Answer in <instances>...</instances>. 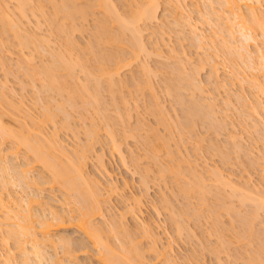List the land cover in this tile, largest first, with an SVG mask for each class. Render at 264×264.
Returning <instances> with one entry per match:
<instances>
[{
	"label": "rangeland",
	"instance_id": "374dc122",
	"mask_svg": "<svg viewBox=\"0 0 264 264\" xmlns=\"http://www.w3.org/2000/svg\"><path fill=\"white\" fill-rule=\"evenodd\" d=\"M2 1H4V0H2ZM10 1H13V2H10ZM10 1L8 2V7H11V9L13 10L12 12H14L13 14H16L15 13L16 10L14 11L13 7L16 5L17 1H15V4H13L14 0H10ZM57 1L58 0H56V2ZM59 1L61 2V0H59ZM74 1L77 3L76 8L78 6L79 10H81V8H83V6L85 5V2L87 0L86 1L85 0H74ZM93 1L94 0H92V1L90 0V2H92V3H93ZM129 1L128 0H119V1L113 0L112 2H113V4L116 3L115 5L117 7H119V8L122 7V9L125 8L128 11L129 10L128 8L131 7L129 4H132V2H129ZM208 1L209 0H206L205 8L210 10L209 8H211V7H206V6H209ZM75 2H74V4H76ZM120 2H122V3H120ZM164 2L167 5H165V6L163 5L164 6L163 8H166V9L168 8L167 10L164 9V11L165 10L167 11V12H165L166 15H168V16H166V15L165 16L168 17V19H169L170 14H168V12L169 11L170 12L175 11V8L173 10V7L175 6V4L173 6L172 5L173 2L169 3V0H166ZM187 2H190V3L185 4V5L188 4L187 5L188 9L190 8L189 10H191V8H192L195 11H196V9H194V7H196V4H194L192 2H197L198 7H200L203 3V2H201L199 5L198 2H200V1H198V0L197 1H195V0L189 1L188 0ZM35 3L36 2L33 3L34 7H35ZM57 3L59 4V2H57ZM94 3H95V1H94ZM46 4H47L46 7H50V5H48V3H46ZM119 4L120 5L124 4L125 7H123L122 5L120 6ZM36 5H37V3H36ZM193 5H195V6L193 7ZM33 6H30V4H29V7L25 6V8L27 7L26 9H31V8L33 9L34 8ZM211 6H213L212 8H214L213 10H215L217 12L219 10V12H220L221 6L219 3L218 4L213 3ZM46 7H44V10L46 12V14H45L46 17L45 16L44 17L46 18V20H45V18H43V16H42V18L40 16H38L39 25L36 24V23H38V22H36L37 17L32 18L31 14L29 12H27L28 10H25L27 12L25 15L26 16H27V14L29 15L28 17H26V19L29 18V21L31 19V23L23 24L24 28L26 27L27 29L23 28L22 31L25 30V32L29 33V34L36 32L35 36H37V34H38V38H41V36H44V37L47 36V38H49V40L52 43V44L50 43V45H53L52 50H54L55 47H56L55 49H57V51H61L62 48L64 50L66 48L65 47L66 44H65L64 40H66V39H64L65 37H63V36H66V35H64L65 33H63V35H62L61 32L57 33L55 31L53 26L57 22V19H55L56 22H53V23L49 21L52 17L51 18L49 17L50 19H48L47 14L49 15L50 12L53 11V9H52V6L50 8H47V9H46ZM203 7H204V4H203ZM122 9H119L120 13L126 14V13L130 12V11L127 12L126 10L121 12ZM132 9H133V7H132ZM188 9L185 8L186 11H188ZM33 10L35 11V9H33ZM161 10H162V7H161ZM260 10L261 11L264 10V4H262V7L260 8ZM195 11L194 12L190 11L188 13L191 16V23L196 25V26L193 25L194 27H197V30H198L197 32L198 33L203 32L205 35L206 39L204 38L203 42H205V40H206V42L202 43V44H205V45H201V46H203L202 47L203 49L201 48L202 50H200V49L196 50L197 46L195 45L196 46V48H195V46L192 45L193 42L191 40H192L193 36L192 37L190 36V38H191L190 40L185 39V41L184 40L181 41V38L183 39L184 36L180 37L179 34L177 35L175 33V31L178 32L177 30L174 31L173 29H171L169 27V25L165 24L167 21L165 22V19H163V16H164V14H163L162 17L160 16L161 19H159L158 22H155V23L154 22H151V23L147 22L148 25L147 24H146L147 26L145 25L147 29H145V27L143 26L144 24L142 25V28L144 30H147L146 32L143 31L144 34L142 37H144L143 38L144 44L148 38V35L150 36V34L153 33L151 36L152 41L149 37L150 41L148 42V40H147V42H146L147 47L145 46L146 51L149 53V55L144 57V54H143L144 52H143V53H141L142 55L140 54L141 56H139L136 59H132L129 56L130 55L129 53H131L130 51H132L131 45H130L131 42H128V39L131 35L130 32H125L126 34L123 33L125 35L121 34V32L119 30L120 28L116 25V23L113 22V23H115V24H113L112 22H110L111 19L105 18V19H108L107 20V25H108L107 33L105 34V36L103 38L104 42L100 43V46H98L99 45L98 44L97 49L99 47L100 49L101 48L104 49L105 52L107 51L108 54L110 52L112 54V57L113 58L115 57V59L120 55H126L127 57L129 56L130 61H129L128 66H125L120 70V72L118 73L119 76H113V79L116 78L115 80H113V81H116V83H117L116 86L120 85L119 87L114 86L115 89L117 88L116 90L114 89V87H112V90L108 89L109 88L107 85L108 83L107 84L105 83L107 80H105L103 78L101 79L102 81L105 80V82H100V86L102 84L104 87L103 86H101V87L103 90L104 89L105 90L101 91V88H98V89H100L99 93L102 92V93H100V99L103 100V98H104L105 99L104 101L106 102V105H107V107H105V102H104V107L106 109H105V111H102V112L98 111L97 109H94V108H96V105H94V103L92 104L93 106L92 105L91 106H85V105L81 104V102H80L81 100L79 101V99H76L78 101L75 100L76 104L75 105L73 104L74 106H72V104L69 101H66V97L64 95H61V93H57L55 91L57 93L56 94L55 92H52V90H50L51 92L46 91L47 90L46 87H45V89L43 88L42 81L39 79L42 77V75L40 77L35 76V75L34 76L32 75V77H31V75H29L30 78H34V80L30 79L28 77V73L25 69V68H27L26 64H28L29 62H31L33 60V63L31 62L28 65V68H29L32 66L34 67V65L36 63L38 64V67L39 66L41 67L42 64L47 63V62L51 63L52 60L50 59V55L48 54L49 55L48 56L46 54L49 51V49L45 52H44V50H45L44 48L43 49H40V48L37 49V46H35L37 43L35 45H33L34 47L27 46V44H28L27 43L25 46L29 47V48H20L19 41H16V38H15V40L13 39L14 36L12 35V31L10 29L9 30L4 29V31L5 30L7 31L4 33V31H2V29L4 28V24L2 25L0 23V81L5 83V86L3 85L4 90H2L3 88L1 87L2 89L0 88V92L5 93L7 95V97L10 96L8 101H11V104L12 103L14 104V107H15L14 109H20L19 111L15 110L16 111L15 112L14 109L12 108L13 107L12 106L11 107L12 109L10 110V108H8L10 104H8V107L6 106L7 105L6 103H9V102L3 101L2 103H0V112L3 115V116L2 115L1 116L3 117L4 123L6 126L5 128L7 129V127H8V129L9 128H10V130L12 129L11 131H13V132L15 131V133L22 131L21 130V122L24 120V118H26V117H24L25 115L24 116H22V115L29 113L30 118L34 119V121H36L37 124L39 123V121H41L42 133L44 132V134H47V137H50L51 134L54 132L55 134L59 135V136H56V139L60 142L62 141L61 143L62 144L64 143L63 144L64 146L67 145L66 146L67 148H69L71 150H73V149L75 150L76 147H79L76 150H80L81 148H83L84 146H87L88 144L92 145L91 148L93 147V149H91L90 154H88L89 156L86 158V166H85L84 170H85V172L87 171V173H89V175L91 173V175L94 176V177L91 176L92 178H97L100 181L99 183H101V185L99 188L101 189L100 192L102 193L101 194L102 196H100L99 199H101V200L103 199V203L101 202V204L103 206V210L107 209V214L105 211L106 216L102 217V218L95 219L94 223L98 224L99 226L101 225L102 227L107 229V228H109L108 226L110 225L111 220L113 218L116 219L117 221L119 220L118 222L122 221V223L124 224L125 230L130 232L129 234L131 237L130 236L129 237L130 238L133 237L134 242L139 243L138 245H139L140 250L143 251V254L145 253L144 254V256H145L144 260L147 262H150V264H157V263L163 264V262L165 261L164 259H166V258L171 260L172 263H170V264H250V262H252L251 260L253 259V257L255 259L259 258L257 260H259V262H261L260 264H262V262H264V251H261V250H264V249H262V245L260 242L262 239H264V235H262V234H264V232H262V231H264V222L261 223V221H264V211H262V210H264V208H261L262 210L258 211V213L260 212L259 216H256L257 214L255 215L256 219L255 218L252 219V222H254V220L255 221L257 220L256 222L258 224L255 222L254 223L250 222L251 218L249 219L250 220L249 223L254 224V228H255V229H252L251 232L253 231L256 234L253 233L254 236H252V238L254 237V239H252L251 237L249 238V236L247 237V235H249L248 233H250V231L248 232V230H247V233L244 231L245 232L244 234H247V235H244L243 234V230H244L243 228H246V227H243V226L241 227L240 222L245 221V216H249V217L253 216L254 217L253 213L255 211L254 212L252 211L255 207L254 203H253L254 206L252 205L253 209L251 206L249 209L248 206L251 204L246 205V203L243 202L244 200L243 201L241 200L242 203H240V200L237 202L236 200H238V198H236L235 194H234V196L232 194L233 198H230L231 193H229L230 191H227L228 189L226 190V188L224 187V189L226 190L225 191L222 188L223 185L219 186L218 183H216V181H214L212 179L215 182L214 183L211 180V177H208L209 175H205V174L209 173V169L217 167L220 171L222 169V172H224L225 175L227 172L233 173L234 174L232 176L233 178H236V177L240 178L242 176H239V175H242L241 173H243V178L241 180L244 179V174L247 173V174H249V176L251 174V177L249 179H251L250 181L252 182L253 185L251 184L250 187L253 186V187L259 188L262 185H264V182H262V181H264V171H262V168H264V167H261V166H264V133H261V132L258 133L259 130L257 133H255V132L247 133L246 130L244 131V128L248 127V125H249L248 123L252 119L251 115H250L251 118H249V116L245 115L248 117V119H250V121L247 123L246 120L244 119L243 125H245V123H247V126L244 127L243 125H241V126H243V127H241L239 122H241V124L243 122L239 121V119L242 120V118L240 117L239 119H235V117H237V118L239 117L237 115L234 116L236 113L235 110H234V112H235L234 114L232 111L233 109H230L231 111L230 110L227 111V115H229L228 118H225V115L220 114V115H222L221 121L223 122V126L226 123L225 125L227 127V123L229 121H230L229 123H231V122L233 123V120H234L233 125L232 126L230 125V131H234L235 133H236V131H238V133H236V136H240L239 132L242 129L244 131V132L242 131L243 132L242 134H244L246 132L244 135H241L243 140H241L242 138L239 139L241 143H244V144H241L242 146L246 145L245 151L243 150L242 155H241V152H239V154H234V152L235 153L238 152V150L236 149L232 154L231 149L233 148V150H234V146H232L231 144L232 143L235 144V141L238 140V137L236 138V140H233V142H232V140L227 139L228 141H231V144L229 143L230 146L228 144L227 145L222 144L224 141L223 136L227 135V132L225 130H220L221 132L224 131L220 135V132L216 131V129L220 128L221 126L218 127V125H217L215 127V125H213V123H212L213 121L210 122V125H209L208 124L209 122L207 123V121L202 119L203 121H205L208 124V126H209L208 127L205 122L200 120L204 116L202 112L201 113L203 116H200V115H199L200 117H198V115L196 116L199 119V122H197L196 128H194L196 124L195 125L193 124V127H190L191 129L194 128V130L191 131L194 133L190 132L191 129L188 130V128H189L188 123L190 121L188 123L184 124L185 126L188 124L186 126V127H188L187 129L185 126H183L182 122H184L186 119L184 120L182 118H185V116H183V115H186V113L183 114L184 109H182V108H186L187 102L184 105H183L184 102H182L181 106H179L180 102L183 101L184 99L182 100L180 97H178L176 94L177 91L175 93V91H173L169 87L172 83L173 84L176 83V81H177L176 77H178L177 78L178 81L180 80L179 84H183L181 87L178 88V93L181 94V92H182L181 90H179L180 88L185 89L186 91H188V93L183 92L182 95L185 94L184 95L185 97H182V98H185V100H188L189 102L192 101L190 103H194V105H196L195 101L197 98H195V97L197 96L196 94L198 93L197 92L198 90H196V92H195V90L193 89V92H195L196 96L194 95L195 97L192 99V95H191L192 92H189L192 90H188V89H190V87L192 88V86L189 87L188 83L186 85L185 79H183V78H189L188 77L189 75L195 76V74H193V73L196 71L195 70L192 71V70L194 69V67L199 65L200 59L202 57H204L203 56L204 54H205V56L206 55L211 56L212 54L217 55V62H218V65L220 67V72H223V73L225 72L224 75L221 74V77H223L225 80H226L225 76L229 75L231 73V70L234 73V71H235V69L233 68L234 65L237 64L241 69H244L243 68L244 64L246 63V61H248V59L244 57V58H241V61H244L242 59H247V60H245L244 62H241L240 58H238V55L236 56V54H235L236 52L234 51V48H232V47L230 48V50L228 49L225 51V48H223V43H221V41H222L221 38L218 39L217 37H215V38H217V39H214L216 41L215 42L216 44L214 46L210 45V43H208L209 41L207 39L208 38L212 39V36H213L212 31H211L209 25L205 23V21H204V23L202 21H200V19H199L200 17H198L199 15H197L195 13ZM102 12L103 11L99 7H94L92 12L87 16L86 19L80 18L81 16L76 15V20H74L75 22L72 20L73 21V23H72V21L69 20L70 23H72V26H73V24L75 25L74 27H71V24H69V21L64 20V21H66L65 23H67L66 27L68 28L70 34L73 32L71 34V38L73 37L72 39H75V41L78 43V44L77 43L76 44L78 45L77 47L80 49V52L82 50L90 49V48H88V46H90L93 43L95 44V42H99L102 39L101 37H103V36L100 37V35L97 38L95 37L98 35V32L100 31L97 28V26H98V21L100 19L102 20V17H103ZM176 12H177V14H175L176 17L178 15V17L180 18L181 17L180 12L179 11H176ZM176 12H174V13H176ZM162 13H164V12H162ZM78 14H80V13H78ZM186 14H187V12H186ZM186 14L182 13L183 17H185V16L187 17L188 15H186ZM36 15H37V12H36ZM122 15H124V14H122ZM13 16L15 17V15H12V17ZM18 16L20 17V15H18ZM59 16H61V15H58L57 18L59 19V21L61 23L62 19H60V18L62 16L60 18H59ZM77 17H79V18H77ZM24 18H21L22 21ZM34 18H36V19H34ZM168 19H166V20H168ZM14 20H17V18H15ZM187 20L190 22L189 16L187 17ZM59 21L57 23H59ZM24 22H26V20ZM51 25H53V26H51ZM68 25H70V26H68ZM2 26H3V28H2ZM116 26L119 29H117ZM161 26H163V27H161ZM167 26L169 27V29H167L168 31L166 30V28H168ZM70 28H72V29L74 28V31L70 30ZM161 28H165V30L163 29L164 32L161 31L162 30ZM182 28H184V27H182ZM188 28H186V29L184 28L183 32L188 30ZM97 29L99 31H97ZM157 29L159 32L157 31ZM26 30H28V31H26ZM56 30H57V28H56ZM189 30H190V28H189ZM31 31H33V32H31ZM150 31L151 32L155 31V32L151 33ZM188 31H186L185 36L189 35ZM199 31H201V32H199ZM25 32H24V34H25ZM155 33L157 36H158V33H159V35H161L160 33H162L161 37L164 35L163 33H165L166 35H164V37L167 36L168 37L167 39H169V41L166 39V42L168 41L167 42L168 44L166 45V42H164L165 45H163L164 43H162V42L160 43V41L157 40L159 36L156 38ZM186 34H188V35H186ZM253 34H254V37L256 36V38H255L256 41L257 40H258V42L262 41L261 31L259 29H257L256 32ZM39 35H40V37H39ZM116 35L118 37H120L121 39H119V41H120L119 43L117 42V44H115V45H118L117 47H112V45L114 46V44L109 43L108 40H110V42H111L112 38H110V36L115 37ZM181 35H182V33H181ZM190 35H192V34L190 33ZM234 35L237 36V37L234 36L236 38V40L240 36L237 33L236 29H235ZM98 38H101V39L98 41ZM154 38H156V40ZM188 38H189V36H188ZM194 38H193V40H195ZM226 38L229 39V37H227V36H226ZM153 39L155 41H157V43L159 41L158 45H155V41L153 43ZM239 39L242 42L244 41V38L242 39L240 37ZM239 39H238V42H239ZM129 40H131V38ZM187 40L191 41L192 43L188 42ZM37 42H40V41L38 40ZM253 42L254 41L247 43V45L248 44L251 45V47H250V45L248 46V49L252 50V51L254 50L253 45L255 46V44H256L255 42L254 43ZM178 43L181 44V46ZM196 43H197V39L195 40V44ZM243 43H246V42L244 41ZM237 44H240V43H237ZM29 45H31V44H29ZM50 45L48 46L49 48L51 47ZM159 45H162V46H159ZM219 45H220V47H219ZM247 45H245V46H247ZM42 46L44 47L45 45H42ZM241 46H240V48H241ZM21 47H23V45ZM157 47L160 48V50ZM179 47H180V49H179ZM181 47H183V51H185L186 55L191 57L192 64H191V61L188 62V61L184 60L185 56L181 52L182 51ZM238 47H239V45H238ZM242 47L244 48V46H242ZM93 48H96V46L94 47V45H93ZM93 48H92V50H93ZM169 48L170 49L172 48V51H174V53L175 52L179 53L180 56H177L174 53L172 54V52L170 51ZM175 48L176 49L178 48L181 51H179V50L175 51L174 50ZM221 48H223V50ZM79 49H78V51H79ZM104 50H102V52ZM155 50H157V51H155ZM230 51H232L231 54H230ZM75 52H77V49ZM80 52H78V53H80ZM84 52H86V51H84ZM84 52L83 53L81 52V53L84 54ZM102 52H100V53H102ZM147 52H145V53H147ZM81 53H80V56H81ZM87 54H89V53H87ZM91 54H93V53H90L89 55H91ZM181 54H182V56H181ZM233 54H234V56L232 57ZM76 55L78 56L77 53L75 54V57H76ZM105 55H107V53ZM83 56H85V55H83ZM96 56H95V58H96ZM31 57H33V58H31ZM86 57L88 58V56H86ZM86 57H83V59H84L83 61H87V60H85ZM92 57H94V56H92ZM92 57H90L88 60L91 61ZM199 57H201V58H199ZM2 58L5 60V62L3 61ZM95 58H93V59H95ZM198 58H199V60H198ZM1 59H2V61H1ZM236 59L238 61H236ZM27 60L29 62H27ZM89 61H87V64L89 63L88 67L91 65L92 62L93 63L97 62L96 64H98V62L100 60L99 61L92 60L91 63ZM181 61H182V63H181ZM41 62H42V64L39 65ZM177 62H180V64L184 65L183 66L184 71L182 69L183 67ZM1 63L6 64V66L4 65L5 67H2ZM144 63L147 65L146 70H145V68H143ZM47 64H49V63H47ZM47 64H44V65H47ZM195 64H196V66H194ZM105 65H107V64H105ZM146 65L144 67H146ZM108 66L111 67L112 65L111 66L108 65ZM6 67H7V69H9L8 67H10L9 70L12 69L11 72L9 70L5 71V70H7ZM18 68H20V69H18ZM92 68L93 67H91V69ZM148 68H149V70H148ZM174 68H177V70ZM205 68H206V66L203 67V70H201L202 68L201 69L198 68L197 71H199V69H200V72H198L199 75H196V76L199 80H201V79L203 80L205 78V76L207 75V72H206L207 69H205ZM78 69L80 70V68H78ZM78 69L75 68L74 69L75 73H73V74H76L78 77L80 75V79H81V78H83L82 73L80 71H78V72H80V74L78 75L77 74ZM204 69H205V71H204ZM39 70H40V68H39ZM147 71H149V72H147ZM182 71H183V73L185 72L186 74L182 75L183 74ZM5 72H8L9 74L6 75ZM28 72H29V70H28ZM187 73H189V75ZM173 74L176 76L175 79H174ZM225 74H227V75H225ZM180 75H182V76H180ZM186 75H188V76L186 77ZM117 77L120 79H118ZM169 77H171V78H169ZM167 78L169 79L168 81H170L172 79L170 85L166 81ZM181 79L183 80L182 83H181ZM224 79L221 78V80H224ZM227 79H229V77ZM232 79L233 78H230V81L226 80V82L227 83L231 82V84H232L234 81ZM69 80H70V78H69ZM117 81H119V82L121 81L120 84ZM123 81H124V83H123ZM165 81L168 84V86H166ZM178 81H177V83H178ZM91 82H93V81H91ZM70 83L73 85L72 80ZM122 83H123V85H122ZM234 83H235V81H234ZM234 83H233V85H235ZM93 84L91 86H93ZM143 84H145V85H143ZM0 86H2V85H0ZM186 86H188V87H186ZM229 86H230V84L228 85V87ZM168 87H169V89H168ZM243 87H244V85H243ZM247 87L248 86L246 85L243 88L244 93L246 92V89L248 90ZM118 88H119V90H118ZM165 88L167 90H170V91L172 90V93L167 94L166 93L167 90H165ZM186 88H188V89H186ZM231 88H232V85H231L230 89ZM239 89H241V88L240 87L238 88L235 85V86H233L232 90L226 91V93L228 92L227 95H226V93H224V91H225L224 89H222V90H224L223 92H221V90H220V92L218 91L220 94H218L216 92L217 94L216 93L215 94L218 96H217V101L215 100L217 102V104L215 103V105H217L218 108H220L221 106L223 107V105H221L222 104L221 99H223V97L228 96L231 93L232 94L234 93V95H230L231 96L230 98L231 99L233 97L235 98V96H236L235 91H236V94L238 95L240 93V92L238 93ZM39 90H41L42 92L39 93L38 92ZM91 90H92L91 92H93V93L98 92V90L97 91H94L93 89H91ZM112 91H113V94H112ZM239 91L242 92V90H239ZM173 92H174V94H173ZM199 92H201V91H199ZM172 94L174 96H176V98L173 97ZM189 94L191 95V97ZM199 94L202 96L204 93H202V94L199 93ZM112 95H113V97H112ZM182 95H179V96H182ZM186 95H188V96H186ZM200 95H198V96L201 97ZM249 95H250V93H249ZM37 96L38 97L40 96L39 98L41 100H39L37 98ZM43 96H45V98H47L48 100H50L48 97H51V101H50L51 103L48 104V106L51 105V107H50L51 111H53V110L55 111L54 108H56V104H59V105L62 104L63 107L68 112L67 114H69L71 117H68L67 118L68 120H66L65 115L56 109L57 115H55L54 122L52 123V122L45 121L43 118V115H42L43 110L45 108L44 106H46V104L43 101V99H45ZM205 96H207V95H203L201 97V99H203V97L206 99ZM253 96L255 98L251 96L250 100H254V99L258 100V99H256L257 96H255L254 94H253ZM86 97L88 98L87 95H86ZM188 97H189V99H186ZM199 97H198L196 102L200 101V103H201L202 100L199 99ZM177 98H180L181 101H178L179 99H177ZM262 98H264V97H261L259 102L262 101L261 100ZM121 99L124 101L121 102ZM194 99H195V101H194ZM174 100H176L178 102H176ZM235 100H237V98H235ZM206 102L209 103V100L205 101L204 104ZM252 102L255 103V101H252ZM114 103H116V104H114ZM200 103H197V104H200ZM262 103H264V101H262ZM201 104H203V102ZM3 105H5L6 107ZM115 105L117 108L119 107L118 112H119V114L121 113L119 115V116H121L120 118L115 115V113H116L115 111H117V110H115L116 108H114ZM16 106H17V108H16ZM82 106H84L85 108H83ZM197 106H195V108L197 107L196 111H198L200 109L199 107H201V105L200 106L197 105ZM237 106H240V104ZM190 107L192 108V104L190 105ZM187 108L185 110H187ZM203 108L204 107H202L201 108L202 110L200 109V111L204 112L205 109H203ZM240 108L242 110V107H240ZM113 110L115 113L113 112ZM238 110H240L239 107H238ZM192 111H193V108H192ZM196 111L194 110L193 112H196ZM105 112H107V113H105ZM118 112H117V114H118ZM181 112L183 115L181 114ZM241 112H240V115H241ZM205 113L206 112H204V114ZM243 113H242V115H243ZM225 114H226V112H225ZM104 116L107 117L108 119L105 118ZM207 116H206V118L208 120H211V119H209L210 117L208 118ZM245 116H244V118H245ZM196 117H195L196 120L194 118H192L191 121H193V120L197 121ZM247 117H246V119H247ZM223 118H225V121H223ZM17 119H19V120H17ZM27 119H25L24 122L27 121L26 123H28ZM260 119L262 121L260 122L258 120V123L261 124L262 122H264V113L261 114ZM180 120H183V121H180ZM188 120L189 119H187L186 121H188ZM219 120H220V117H219ZM200 121H202L203 127H207L208 129L202 128L201 127L202 124ZM180 122L184 128L181 125L179 126ZM199 123L201 126L198 125ZM250 124H251V122H250ZM204 125H206V126H204ZM220 125H222V123H220ZM210 126H211V128H210ZM213 126L215 127V129ZM108 127L109 128L111 127L112 129L110 128V130H113L114 133L115 132L117 133L116 137L119 141V144L121 147L120 149H121L123 157L122 156L120 157L116 152L111 151L112 150L111 146H110L111 144H109L110 139L108 138L109 136L107 137V132H106ZM212 127H213V130H212ZM91 128L92 129L94 128L95 131H97V135H96L97 137L96 136L92 137L91 135H89V136L87 135L88 130L89 129H90L89 131L92 130ZM228 128H229V125L226 129H228ZM261 128H264V127H262V124H261ZM6 129H5V132L8 130V129L7 130ZM211 130L214 132H212ZM251 131H253V130H251ZM251 131H248V132H251ZM260 131H261V129H260ZM262 131H264V130H262ZM89 133L91 134V132H89ZM213 133H215V136L218 137V138L217 137L216 138H217V141L219 140V142H217V143H220L219 146L223 145V147H225V146L228 147L227 149L225 148V150H227L229 154L226 153L227 151L224 150L225 153L222 152L224 157H222L221 151L223 148H221V146H220V149H219V147L216 148L214 146L215 144H213V142L211 141V140L216 139L214 137ZM218 133H219V135H218ZM1 134H3V133H2V130L0 129V135ZM7 136L8 135H6V137ZM44 136H46V135H44ZM211 136H213L212 139H211ZM94 138H95V140H94ZM207 139L209 142H211L213 144L214 149L211 148L212 144H210L207 141ZM222 139H223V141H222ZM220 140L222 141V143L220 142ZM228 141H226V142H228ZM84 144H87V145H84ZM209 144L211 145V147L208 146ZM13 145H14L13 140H11L9 137L6 138L5 142L3 143V147L5 149H7ZM82 145H84V146H82ZM250 145L252 146V148H251L252 150H250L252 153L250 155H247L246 152L248 150H246V148H247V146H249L247 148V149H249ZM244 146L241 147L240 150H242L244 148ZM229 147H232V148L230 149ZM208 148H210L211 150ZM215 149H219V151L221 150L220 152L217 150V152L220 153V155L215 152ZM168 151L173 152V153H171V155H170V154H168L169 153ZM5 152H6V150H5ZM18 152H19L18 156L20 157L19 158L20 160H18V161L20 163L22 161H24L26 156H28V155H29V158H31L30 154L26 153L27 155H25V150L23 148H20L18 150ZM213 152H215V153H213ZM243 153H246V156H245V154L243 156ZM228 155H230L229 156L230 158H227ZM225 156H227V157H225ZM220 157H222V159L224 158L225 160L228 159V161L226 162L223 159L224 162L222 163V160ZM22 159H24V160H22ZM228 162H230V163H228ZM188 163H190L191 165ZM195 163H197L199 166L196 167L197 165ZM102 164H104V167L101 166ZM226 164H228V165H226ZM34 165H35L34 166L35 172H38V173L40 172V175H42L45 180L48 179V177H49L48 172L41 169V167L38 164H34ZM189 165L192 166L191 169H190ZM194 166L196 167V169H198V170L195 169V171H198V172L200 171L199 173H201V175L204 173L202 175V177L210 178V180L208 178H204V179H207V180H204L205 184H208L207 185L208 188H206L208 190V192H206V194L203 197L204 198L203 201H205V203H207L206 206H204V207L200 205L199 199H201V198L198 199V196H201V195L197 196L196 195L197 193L194 194L193 192H190L191 193L190 194V193H188V191H187V194H189V195H183L179 189V186H178L182 183H187V185L188 184L190 185L194 182V181L191 182L192 181V175H191V179L189 176V174H192L191 171L193 170L192 168ZM204 166H206V167H204ZM205 168H206V170H205ZM161 170L165 171V173H164L165 174L164 177L166 176L165 178L161 177L163 175V173H161ZM203 170H205V171H203ZM207 170H208V173L206 172ZM172 171H175V173L179 172L181 174L175 175ZM198 172H196V173L199 174ZM174 175L177 177H175ZM12 176H13V174L10 173V175L8 176V180H9V178H11V180L7 184H5V186H2L1 179H0V193H2L3 196H6V194L8 195V193H12V195L14 194V196H17L19 198L24 197L25 194L22 192L23 190L17 186V183L14 179H12ZM261 176H262V180L260 179ZM5 177H7V176H5ZM143 180H145L144 181L145 183H143ZM234 180H236V182H238V179H234ZM211 183H214V185L217 186V187L216 186L214 187V188H216L215 190L220 191V189H223V192L225 193L226 197L229 194L230 196H228L227 198H229V200L232 204L229 201H226V200H228L226 197H225L226 200L222 199L223 198L222 197L221 198L222 202H224L223 200H225V202L222 203V205H224L222 207V205L220 203L221 201H220V199L218 201V198L221 197V196L219 197V195H222V196H225V195H223L222 194L223 192L220 191L219 193H221V194L218 193V195H217L218 198H217V196H213V195H216L217 192L215 190H214V193L212 192L213 186H211ZM187 185H184V186H186L185 189H187ZM189 185H188V187H189ZM180 186H182V185H180ZM184 186H182V187H184ZM210 186L212 189L210 188ZM44 187H45V190L43 191V196L45 198V201L48 200L52 204V206L55 210H59V211L68 210L69 207H71V210H72L71 213L72 214L77 213V209L79 208L78 203L76 202L77 204H75V199L73 197H70L69 200H65L66 196L64 195L65 193H64L63 188H61L57 185H55L53 187H51L50 185H45ZM112 187H114V189H112ZM185 189H183V190H185ZM17 197H15V198H17ZM163 197H164L165 202H167L168 204L172 203V205L174 207V211L172 209L173 207L172 208L167 207V208H170V210L172 209L173 213L174 212L176 213L175 214L176 217L178 215L177 213H179V214L182 213L181 215H183V217H181V215H180V219L184 220L185 216L187 217L186 220H184V221H185L186 225H188V224L190 225L191 230L187 228V227H189V225L188 226L185 225L186 226L185 227L184 226L185 223H181L183 225V228H185V229H182V233H181L182 235L178 234V235H180V236H178L176 234L175 228L173 229V226H172V225H174L173 221L171 220L172 223H170V219L173 217L172 216L170 218V214L172 215V212L164 209V207L166 206V203L165 204L163 203ZM233 199L235 200V202H233L234 201ZM137 200L140 201V211H139L137 217L133 218L126 211H127L128 207L135 206V202ZM245 200L248 201L247 199H245ZM228 204H230V205H228ZM213 205H217V207H215V206L213 207ZM167 206H169V205H167ZM210 206H212V207H210ZM226 206H228L229 208L232 206L235 209H231L232 208L231 207L230 208L231 212H233L232 210H235V211L233 213L229 214V212H228L229 209H227L228 207L226 208ZM105 207H107V208L105 209ZM210 208H212V209L214 208L212 211L218 209V211L216 210L214 212H215V214H218V216L216 215L217 217H219L218 221L219 220L221 221V222H218L219 224L218 223L216 224V222H215L216 216H213L214 215L213 212L209 211V210H211ZM185 209H188V210H185ZM193 209H195V210L192 211ZM225 209L227 211H225ZM255 209H257V208H255ZM196 210H198V212L200 211L199 214L197 215L198 217L196 216V213L194 214V212ZM249 211L253 215H249V214L245 215V216L243 215V214L250 213ZM68 214L70 215V213H68ZM240 215H242L243 217ZM111 216H115V217L112 218ZM241 218H244V219L241 220ZM213 219L215 220L214 222H213ZM220 223H221V225H220ZM245 223H246V221H245ZM251 224H250V226H252ZM243 225H244V223H243ZM246 225H248V223ZM241 229H243L242 232H241ZM260 229H262L261 232L259 231ZM147 232H149V233H147ZM259 232L261 233V235ZM241 233L243 235H241ZM53 234H58L60 236L61 235L63 236L64 234L67 236V234H68L70 239L74 238L75 241L81 240L80 242H83V245L78 242V245H76L77 248L75 246V244H77V243H75V241H73L74 246L77 250L76 249L73 250L74 247L72 246L73 247L72 252L78 251L79 250L78 246H80V244L82 246H85L84 244H86V246L84 248H85V250H87L88 255H86L87 257L85 256V253H83L84 254L83 255L82 252H80L81 250L78 251L76 253V255L74 252L73 255L76 256L75 260H76V258L78 261L82 260L83 264H89L91 261H92L91 262L92 264L96 263V262H93L94 259L91 258V256L94 255L96 251L91 247V245L88 242L85 241V239L84 240L81 239L82 237L79 235V233L74 228H68L65 230H57V231L54 230ZM257 235H259L260 236L259 238H262V239H258ZM241 236H244V237H241ZM118 237L116 238L114 232L113 233H107L105 236V238L109 241V244L111 246H113L114 248H116V246L119 245L118 240L119 239L122 240V238L118 239ZM67 238H68V236H67ZM262 243H264V240H262ZM9 244H10L9 247L11 249V251H10L11 254L12 253L15 254V258L17 259L19 256L17 249L12 247V242ZM259 245L261 246V248L259 247ZM151 248H153V250ZM6 249H7V247L5 245H3L0 241V253L1 254L5 253ZM213 249H217L216 251L218 253L216 251H215L216 253H213L212 252ZM259 249H261V250H259ZM59 251L61 252V250H58L56 252H58V255L61 256ZM155 252L157 254H158V252L159 253L160 252L165 253L166 258H165V255H164V257L161 256L162 255L161 253H160L161 255L159 257V255L154 254ZM88 256L90 257L89 259H88ZM154 256L156 257L155 259H154ZM76 262L77 261H74L72 263L75 264ZM2 263L5 264L4 262H2ZM164 263H166V262H164ZM257 263H255V264H257Z\"/></svg>",
	"mask_w": 264,
	"mask_h": 264
},
{
	"label": "bare ground",
	"instance_id": "6f19581e",
	"mask_svg": "<svg viewBox=\"0 0 264 264\" xmlns=\"http://www.w3.org/2000/svg\"><path fill=\"white\" fill-rule=\"evenodd\" d=\"M9 1L10 0H8V1L7 0H4V1L0 0V23L2 25L4 24V28L2 26V28H3L2 31H4V29H6V30L10 29L12 31V35L14 36L13 39L15 40V38H16V41H19L20 48H29V47L25 46L27 43H28L27 46L34 47L33 45H35L37 43L39 45V46L37 44L35 45V46H37V49H39V48L43 49L44 48L45 49L44 52L49 49V51L46 54L47 55L49 54L50 59L52 60L51 61L49 59L51 61V63L47 62L49 64L43 62L44 64H47V65H44L41 62L39 64V65L42 64L41 67L40 66L38 67V64L36 63L34 65V67L32 66L33 68L32 67L28 68V65L31 62L33 63V60L31 62H29L31 60L29 58L30 60L29 59H28L29 61L27 60V62H29V63L26 64L27 68H25L27 73H28V77L30 78L29 75H31V77H32V75L33 76L34 75L39 76V77L42 75V77L39 79L42 81L43 88L45 89V87H46V89H47L46 91H48V92L50 90H52V92L56 91L57 93H61V95H64L66 97V101H69L72 104V106H74L76 104L75 100L79 99V101L81 100L80 102L82 105L91 106L94 103V105H96V108H94V109H97L98 111H101V112L105 111V109H106L105 107H107V105H106V102L104 101L105 100L104 98H103V100L100 99V93H102V92L99 93L100 89H98V88H101V91H104L105 89L104 90L102 89L101 86H103V85L101 84V86H100V82H105V80H107L105 83L106 84L108 83L107 84L109 87L108 89L112 90V87L117 85L116 81H113L116 79V78L113 79V76H119L118 73L120 72V70L123 67L129 65L130 57L132 59H136L139 56H141L142 55L141 53H143V52H144L143 53L144 57L149 55V53L146 51V47H147L146 42H147V40H148V42L150 41L149 37L151 39V36L153 34L152 32H155V31H152V32L150 31L152 34H150V36L148 35V38L146 37L147 40L145 39L146 40V42H145L146 45H145L144 39H143L144 37H142V36L144 34L143 31L146 32L147 30H144L142 28V25L144 24L143 26L145 27V29H147L146 28V26L148 25L147 22L148 23L149 22L150 23L151 22H154V23L158 22V20L161 19L160 16L162 17L163 14H164L163 19H165V22L167 21L165 24L169 25V27L171 29H173L174 31L177 30L179 33L176 31H175V33L177 35L179 34L180 37L184 36L183 39L181 38V41L182 40L185 41V39L190 40L191 39L190 36L191 37L193 36L191 41L193 42V44H192L193 46H195V45L197 46V48L195 46L196 50L197 49L202 50L203 46H201V45H205L202 43L206 42V40H205V42H203V40L205 38L204 33L201 31H199L201 33H198L197 27H194L196 25L191 23V16L188 12H190V11L194 12L195 10H193L192 8H191V10H189L190 8L188 9V7H187L188 4L185 5L186 3H190V2H187L188 0H169V3L173 2L172 3L173 6L175 4L174 7L172 6L173 10L175 8V11L172 10L173 12H170V11L168 12V14H170L169 19H168V17H166L168 15H166V13H165V12H167L166 10L168 8L167 9L163 8L165 5H167L164 2L166 0H130V1L128 0L129 2H132V4H129L131 7L128 8L129 9L128 11H130V12L126 13L127 15L125 13L119 12V9H122V7L121 8L117 7L115 5L116 3L113 4V2H112L113 0H94L95 3H94V1L92 3V2H90V0H87L88 2L85 0L87 3L84 1L85 5L83 6V8L80 7L81 10H79L78 6L76 8L77 3L74 0H61V2L58 0L57 2H59V4L56 2V0H37V1L36 0L35 1L34 0H31V1L30 0H14L13 4H15V1H17V2H16V5L14 7L13 6L12 7H13L14 11L16 10V12H15L16 14H13L14 12H12L13 10L11 9V7H8ZM33 1L37 3V5L35 3V7L33 6V3H34ZM117 1H119V0H117ZM189 1H193V0H189ZM195 1H197V0H195ZM198 1H200V2H198L199 5L201 2H203L201 6L203 7V4H204V7L202 8L200 6L202 8L201 9L200 7H198L197 2H192V3L196 4V7H194L195 5H193L194 9H196L195 13L197 15H199L198 17H200L199 18L200 21H202L203 23L205 21V23L209 25V27L212 31V35H213L212 39L211 38L207 39L209 41V42L208 41L207 42L210 43V45L214 46L216 44L215 43L216 41L214 39L221 38V40L223 41V42L221 41V43H223V48H225V51L228 49L230 50V48L232 47V48H234V51L236 52L235 53L236 56L238 55V58H240V61H241V58H244V57L248 59V61H246V63L244 64V67H243L244 69H241L236 64L233 66V68L235 69L236 72L234 71V73H233L231 70V73L229 75L225 74V75H227V76H225L226 80L230 81V78H233L232 80L235 81V83H234V81H233V83L238 88L240 87L241 89H239V90H242V92L238 90V93L239 92L240 93L237 95L236 91H235V95H236L235 98H237V100H235L234 97H233L234 99L230 98L231 97L230 95H234V93L233 94L231 93L228 96L223 97V99H221L222 100L221 105H223V107L222 106L220 107L218 105L220 107V108H218L217 105H215V103L217 104L216 101H217V96H218L216 94L217 93L220 94L219 93L220 90H221V92H223L225 90L224 93H226V91L232 90L233 86H235V85H233V83L231 84V82L227 83L226 80L223 77H221V74L224 75L225 72L224 73L220 72V67H219L218 62H217V55L216 54H212L211 56H208V55L205 56V54H204L203 55L204 57H202V58L199 57V58H201L200 62H199L200 66L199 65L196 66V64L194 65L196 67H194V69L192 71H194V70L196 71L193 73V74H195V76L199 75L198 72H200V69L202 68L201 70H203V67L206 66L205 69H207L206 70L207 75L204 78L205 80L201 79L202 80L201 81L197 78V76L195 77L194 75H189V73H187L189 76L186 75V77L188 76L189 78H183V79H185L186 85L188 83L189 87L192 86V88L190 87V89L186 88L188 90H192V91H189V92H192V94L190 93L192 95V99L196 95L197 96L200 95L199 93H201V94L204 93L203 95H207V96H205L207 100L204 97H203V99H201V97L203 95L202 96L200 95L201 97H199V96L198 97H199V99L202 100L201 103L203 102V104H204V102L208 101V100H209V103L206 102L203 105L200 103V101L196 102L198 99L197 96L195 97V98H197L196 101L194 99L196 105H194V103H190L192 101L189 102L188 100H185V98H182V97H185L184 96L185 94L182 95L183 92L188 93V91H186L183 88H180L179 90H181L182 92H181V94L178 93V88L181 87L183 84H179L180 80L178 81V79H177L178 77H176L174 74H173L174 79L176 77V80L178 81V83H177V81H176V83L173 81L175 84H173V83L171 84L172 79L170 81H168L169 80L168 78L166 81L169 85L171 84L169 87L173 91H175V93L177 91V93H176L177 96L180 97L182 100L184 99L183 101H181L180 98H177V99H179L178 101H181L179 106H181L182 102H184L183 105L187 102L186 103L187 104L186 108L188 107L187 110H185L186 108L181 107L182 109H184V112L182 111L183 114L186 113V115H183L181 112V114L183 116H185V118H182V119H184V120L189 119L188 121L185 120L184 121L185 123L182 122L183 126H185L184 124H186L190 121L188 123L189 128L186 127L188 125L187 124L185 126L186 129L188 128V130H190L191 129L190 127H193V124L194 125L196 124L194 127V128H196L197 122H199L198 117L204 115L200 120L203 119V120L207 121V123L209 122L208 123L209 125H210V122L213 121L212 123H213V125H215V127L217 125H218V127L219 126L222 127V128L220 127L221 129L220 128H217L218 130L216 129V131L220 132V135H221V133L224 132V131L221 132L220 130H225L227 132V135H225V136L222 135L224 141L225 140L228 141L227 139H229V140H232V142H233V140H236V138L238 137V140L235 141V144H233V143L231 144V141H228V142L225 141L224 142L223 139H222L223 143L221 140H220V142L222 144H225V145H227V144L229 145V143H230L232 146H234V150L232 147H229L230 149L232 148L231 149L232 154L237 149L238 152H236V153L234 152V154H239V152H241V155H242L243 150L245 151L246 145L245 146L243 145L244 148L242 150H240L241 147H243L241 144H244V143H241L239 140L242 138L241 135H244L246 132L247 133H253V132L257 133L258 130H259L258 133H260V132L264 133V131H262V130H264V128H261V124H262V127H264V122H262L261 124L258 123V120L260 122L262 121L260 118H261V114L264 113V103H262V101H264V98H262L261 99L262 101L259 102L260 98L264 97V10H262V11L260 10V8L262 7V4H264V0H209L208 1L209 6H206V7H211V8H209L210 10L205 8L206 0H203V1L198 0ZM10 2H13V1H10ZM74 2L76 4H74ZM212 2L220 4V6H221L220 12H219V10H218V12L213 10L214 8H212L213 6H211L213 4ZM46 3H48V5H50V7L52 6V9H53V11L50 12L49 15L47 14L48 19H50L52 17L51 18L52 20L51 19L49 20L50 22H52V23L56 22L55 19H57V22H58L59 21V19L57 18L58 15L62 16V17L59 16V18L61 17L60 19H62L61 23L59 21V23L56 22L57 24L56 23L54 24L55 27L53 25H51V26H53V28L55 29V31L57 33L61 32L62 35H63V33H65L64 35H66V36H63V37H65L64 39H66V40H64V42L66 44L65 47L67 49L65 48L63 50V48H62L61 51H57V49H55L56 48L55 47L54 50H52L53 45H50L51 41L49 40V38H47V36L46 37L41 36V38H38V34H37V36H35L36 32L31 31L33 33L29 34V33H26L25 30L22 31V29L24 28L23 24L31 23V19H30V21H29V18L26 19V17L29 16L28 14H27V16L25 15L27 12H29L31 14L32 18L37 17V21L35 20L36 22L39 21L38 16H40L41 18H42V16H43V18L46 17V15H45L46 12L44 10V7L47 6ZM120 3H122V2H120ZM29 4H30V6L34 7L33 9H35V11L32 8L26 9L27 7H29ZM25 6H27V7L25 8ZM122 6L125 7L124 4ZM50 7H46V9L50 8ZM94 7H99L103 11L102 12L103 17L101 16L102 20L99 18L100 19L98 21L99 27L97 26V28L100 30L99 31L97 29V31H99L100 33L98 32V35L95 37L97 38V37H99V35H100V37L101 36H103V37H101L102 39L98 38V41L101 39L99 42H95V44L94 43L91 44L92 46L91 45L88 46V48H90V49L82 50L81 51L82 53L84 51H86V52H84V54H82L80 52V49L77 47L78 43L75 41V39H72L73 37L71 38V34L73 32L70 34L68 28L66 27L67 23H65L66 21H64V20H67V21L73 20L74 21V20H76V15L81 16L80 18L86 19L87 16L92 12ZM132 7H133V9H132ZM161 7H162L163 11L161 10ZM185 8L188 9V11H186ZM164 9H166V10L164 11ZM25 10H28V11L26 12ZM29 10L30 11L32 10L31 11L32 13ZM124 10H126V9L125 8L122 9L121 12H123ZM161 11L164 13H162ZM176 11L180 12V14H181L180 18L178 17V15L176 17V15H175V14H177ZM36 12H37V15H36ZM174 12H176V13H174ZM186 12H187V14H186ZM78 13H80V14H78ZM182 13L189 16L190 22L187 20L188 16L186 17L184 15L185 17H183ZM122 14H124V15H122ZM12 15H15V17L14 16L12 17ZM16 15L17 16L20 15L21 18L25 17L24 19L26 20V22H24L25 21L24 19L22 21V19L19 16H18L19 17L18 18ZM15 18H17V20H14ZM77 18H79V17H77ZM105 18L111 19L110 22H112V23L115 22L116 25L120 28L119 29L116 26L117 29L120 30L121 34H123L125 32H130L131 35H130L129 39L131 38V40L128 39V42H131L130 45H131V49H132V51H130L131 53H129L130 57L129 56L127 57L126 55H120L115 59V57L114 58L112 57V54L110 52L108 54V52L107 51L105 52V50L102 48L100 49L98 47V49H97V45L99 44L98 46H100V43L104 42L103 38H104L105 34L107 33V28H108L107 20L108 19H105ZM34 19H36V18H34ZM166 19H168V20H166ZM45 20H46V18H45ZM73 21H72V23H73ZM72 23H70V21H69V24H71V27H74L75 25L73 24V26H72ZM115 23H113V24H115ZM36 24L39 25V22ZM68 26H70V25H68ZM161 27H163V26H161ZM169 27L166 28V30L169 29ZM182 27H184L185 29L188 27L190 28V30L188 28V30L190 32L188 30H186L189 33V35L186 34L189 36V38H188V36H185L186 31L183 32L184 28H182ZM56 28L58 31L56 30ZM161 29H162L161 31L164 32L165 28H161ZM235 29L237 30V33L240 35L239 38L240 37L242 39L244 38V41L246 43H243L244 41L242 42L239 38H237V40H236L235 37H237V36L234 35ZM257 29H259L261 31V37H262V41H259V42H258V40L257 41L255 40L256 36L254 37V34H253L256 32ZM6 30L4 31V33L7 32ZM70 30L74 31V28L73 29L70 28ZM26 31H28V30H26ZM157 31H158V29H157ZM24 32H25V34H24ZM181 33H182V35H181ZM190 33L192 35H190ZM125 34H123V35H125ZM160 34L162 35V33H160ZM163 34L166 35L165 33H163ZM155 35H156V33H155ZM161 35H159V33H158L159 37L157 35L155 37L156 38L158 37L157 40H159L160 43L166 42V39L168 37L167 36L164 37V35L161 37ZM226 36L229 37L230 40L228 38H226ZM39 37H40V35H39ZM215 37H217V38H215ZM110 38H112L111 42H110V40H108V41H109V43L114 44V46L112 45V47H117L118 45H115V44H117V42L119 43L120 42L119 39H121V38L118 37L117 35L115 37L110 36ZM156 38H154V39L156 40ZM193 38L195 40L197 39L198 44L197 43L195 44V40H193ZM154 39H153V43L155 41ZM238 39H239V42H238ZM38 40L40 42H37ZM167 40L169 41V39H167ZM151 41H152V39H151ZM159 41H158V43H159ZM191 41H188V42H191ZM252 41H254L256 43L255 46L253 45V47H254L253 51L248 49V46L250 44L247 45V43H250ZM167 42H166V45L168 44ZM156 43H157V41H155V45H158V43L157 44ZM237 43H240V44H237ZM29 44H31V45H29ZM22 45H23V47H21ZM42 45H45V46L43 47ZM49 45L51 46L50 48L48 47ZM93 45H94V47L96 46V48H93ZM163 45H165V43ZM179 45L181 46V44H179ZM238 45H239V47H238ZM241 45L244 46V48ZM245 45H247V46H245ZM159 46H162V45H159ZM240 46H241V48H240ZM91 47L93 48V50ZM219 47H220V45H219ZM250 47H251V45H250ZM172 48L171 49L169 48V49L173 54L174 51H172ZM181 48H182L181 49L182 51L179 50L180 47H179V49L175 48L174 50L175 51L176 50L181 51L182 54L185 56V57L183 56L185 58L184 59L185 61H188V62L191 61V57L186 55L185 51H183V47H181ZM223 48H221V49L223 50ZM76 49H77V52H75ZM78 49H79V51H78ZM158 49L160 50V48H158ZM102 50H104L103 51L104 53L102 52ZM155 51H157V50H155ZM232 51H230V54ZM78 52L81 53L82 57L80 56V53H78ZM100 52H102V53H100ZM145 52H147V53H145ZM76 53L78 54L79 57L77 55L75 57ZM87 53H89V54L93 53V54L89 55ZM106 53H107V55H105ZM174 54H176L177 56H180L179 53L175 52ZM182 54H181V56H182ZM83 55H85V56H83ZM86 56H88V58ZM89 56L90 57L94 56V57H92L91 61L92 60H95V61L100 60V61L98 62V64H96L97 62H95V61H94L95 63H93V62L91 63V61L88 60L90 58ZM95 56L97 59L95 58ZM233 56H234V54L232 55V57ZM83 57H86L85 60H87L91 63L92 66L90 65L89 66L90 68L88 67L89 63L87 64V61H83L84 60ZM31 58H33V57H31ZM93 58H95V59H93ZM199 58H198V60H199ZM2 59H1V61H2ZM247 59H242V60L245 61ZM3 61L5 62L4 59H3ZM236 61H238V60L236 59ZM244 61H241V62H244ZM177 63L180 64V62H177ZM181 63H182V61H181ZM105 64H107V65H105ZM191 64H192V61H191ZM1 65H2V67L6 66V64H3V63H1ZM108 65H110V66L112 65V66L109 67ZM145 65L146 64L144 63L143 68H145V70H146L147 65H146V67H144ZM180 65L182 67L184 66L183 64H180ZM74 67L77 69L80 68V70L78 69L77 72L80 71L82 73L83 78L80 79V75H79L80 72L77 73L79 75V77L76 74H73V73H75ZM91 67H93V68L91 69ZM8 68L10 69V67H8ZM39 68H40V70H39ZM198 68H200L199 71H197ZM6 69H7V67H6ZM9 69H7L5 71H8ZM18 69H20V68H18ZM174 69L177 70V68H174ZM182 69L184 71V67ZM205 69H204V71H205ZM11 70H9V71L11 72ZM28 70H29V72H28ZM148 70H149V68H148ZM183 71H182V73H183ZM147 72H149V71H147ZM5 74L7 75L9 73L5 72ZM184 74H186V73L184 72L182 75H184ZM182 75H180V76H182ZM220 77L222 79H224L225 81L221 80ZM228 77H229V79H227ZM69 78H70V80H69ZM102 78L105 80L102 81L101 80ZM169 78H171V77H169ZM30 79L34 80V78H30ZM118 79H120V78H118ZM71 80L73 81V85L70 83ZM91 81H93V82H91ZM166 81H165V84H166V86H168ZM182 81L183 80L181 79V83H182ZM117 82H119V81H117ZM120 82H119V84H120ZM123 83H124V81H123ZM123 83H122V85H123ZM92 84H93V86H91ZM229 84H230V86L228 87ZM245 84L248 86L247 87L248 90L246 89V92H245L246 94L244 93V90H243V88L246 86ZM0 85H2V86H0V88L2 87L3 89L2 88L1 89L4 90L5 83L0 81ZM143 85H145V84H143ZM231 85H232V88L230 89ZM243 85H244V87H243ZM119 86H116V87H119ZM169 87H168V89H169ZM186 87H188V86H186ZM91 89H93L94 91L98 90V92L93 93V92H91L92 91ZM114 89H115V87H114ZM193 89L195 90V92H196V90H198L197 91L198 93L196 95H195V92H193ZM222 89H224V90H222ZM118 90H119V88H118ZM165 90H167V89L165 88ZM172 90L171 91L167 90L166 93L171 94ZM199 91H201V92H199ZM38 92L41 93L42 91L39 90ZM248 92L250 93V95L252 97H254L253 94L255 96H257L256 99H258V100H255V99L250 100L251 96L249 95ZM112 94H113V91H112ZM173 94H174V92H173ZM227 94H228V92L226 93V95ZM86 95L88 96V98L86 97ZM179 95H182V96H179ZM191 95H190V97H191ZM186 96H188V95H186ZM39 97L37 96V98L39 100H41ZM43 97L45 98V96H43ZM112 97H113V95H112ZM173 97L176 98V96H174V95H173ZM9 98H10V96L7 97V95L5 93L0 92V103H2L3 101L9 102V103H6L7 105L6 104L5 105L8 107V104H10L8 108H10V110H11L12 108L14 109L15 107H14L13 103H12L13 105L11 104V101H8ZM48 98L50 100H48L47 98H45V99L42 98L44 103L46 104V106H44L45 108H44L43 113H42L45 121L52 122V123L54 122L55 115H57L56 109L65 115L66 120H68L67 119L68 117H71L69 114H67L68 112L66 111V109L63 107L62 104H60V105L56 104V108H54L55 111L54 110L51 111L50 110L51 105L48 106V104L51 103L50 102L51 97H48ZM186 99H189V97ZM176 100H174V101H176ZM76 101H78V100H76ZM122 101H124V100L121 99V102ZM178 101H176V102H178ZM252 101H255V103ZM104 102H105V107H104ZM197 103H200V104H197ZM114 104H116V103H114ZM191 104H192L193 111L194 110L196 111V108L198 107L197 105H199V106L201 105V107H199V108L201 109L202 107H204L203 109L206 110V111L204 110V112H206V113L204 114V112L200 111V109L199 110L197 109L198 111L193 112L192 108L190 107ZM239 104H240V106H237ZM5 105H3V106H5ZM195 106H197V107L195 108ZM82 107L85 108L84 106H82ZM238 107L240 110H241L240 107H242V110H241L242 112L240 110H238ZM16 108H17V106H16ZM114 108H116L115 110H117V111H115L116 112L115 113L113 110V112L115 113L116 116H118L120 118L121 116H119V115L121 113L119 114V112H118L119 107L117 108L115 105ZM230 109H233L232 110L233 114L236 112L234 116H236V115L239 116L238 118L235 117V119H239L241 117L242 120L239 119V121H242V122L245 119L246 122L248 123L250 121V119H248L247 116H249V118H251V116H252V119L250 121L251 124L249 122L248 123L249 125L247 128L245 127V126H247V123H245V125H243L244 122L241 124V122L238 121L240 123V126L243 125L245 127L244 131L246 130V132L244 134H242L244 132L242 129L239 132L240 136H236V133H238V131H236V133L234 131H230V125L231 126L233 125L234 120H233V123L232 122L229 123L230 121L227 123V127L229 125L228 129H226L227 128L225 125L226 123L224 122L225 124L223 126V122L221 121L222 115H225V118H228L229 115H227V111H229ZM15 110L19 111L20 109H14V111ZM234 110H235V112H234ZM117 112H118V114H117ZM201 112L203 113V115ZM225 112H226V114H225ZM240 112H241V115L244 112L242 115L243 117L240 115ZM105 113H107V112H105ZM220 114H222V115H220ZM1 115L2 114L0 112V129L2 130V133H3L0 135V179H1V184H2V186H5V184H7L11 180V178H9V180H8V176L11 173V174H13L12 179H14L16 181L17 186L23 190V191L22 190L21 191L25 195H24V197L19 198L17 196H14V194L12 195V193H8V195L6 194V196H3L2 193H0V241L3 245H5L7 247L5 253H3V254L0 253V263L3 264L2 262H4L5 264H74L72 262L77 261L75 264H81V263L83 264L82 260H81L82 262L78 261L77 258L75 260V257H76L75 255L80 250H81L80 252H82V254L85 253V256L88 255L87 250H85V248H84L86 246V244H84L85 246H82L83 242H80L81 240L75 241L74 238L70 239L68 234H67L68 238L65 234H64L65 236L53 234L54 230L57 231V230H65L68 228H74L79 233V235L82 237L81 239L82 240L85 239V241L88 242L91 245V247L96 251L95 254L91 256V258L94 259L93 262H96L94 264H150V262H147L144 260V258H145L144 254L145 253L143 254V251L140 250L139 245H138L139 243L134 242L133 237L130 238L131 237L129 234L130 232L125 230L124 224L122 223V221L118 222L119 220L117 221L116 219L113 218L115 216H111L113 219L111 220V223L108 226L109 228H107L108 230L105 229L104 227H102L101 225L99 226L98 224L94 223L95 219L102 218V217L106 216L105 211L107 214V209H106L107 207H105L106 210H103V206L101 204V202L103 203V199L102 200L99 199L100 196H102L101 195L102 193L100 192L101 189L99 188L101 185V183H99L100 181L97 178H92L91 176H93V175H91V173L89 175V173H87V171L85 172V170H84V168L86 166V158L89 156L88 154H90L91 149H93V147L91 148L92 145L84 144L87 146L82 145L84 147L81 148L82 147L81 146L80 150H76L79 147H76L75 150L74 149L71 150V149L67 148L66 147L67 145L64 146L63 145L64 143L63 144L61 143L62 141L60 142L56 139V136H59V135H57L53 132L54 134L52 133L50 137H47V134H44V132L42 133L41 121H39V123L37 124L36 121H34V119L30 118L29 113L23 114V115L21 114L22 116L25 115L24 117H26L21 122V130L22 131L15 133V131L14 132L11 131L12 129L10 130V128L8 129V127H7V129H8L7 130L5 128L6 126H5L3 117H2L3 115L2 116ZM197 115H198V117H196ZM245 115H247V116H245ZM206 116L208 118L210 117L209 119H211V120H208L206 118ZM244 116H245V118H244ZM195 117L197 118V121H195L196 120ZM219 117H220V120H219ZM246 117H247V119H246ZM105 118H107V117H105ZM192 118H194L195 120L191 121ZM225 118H223V121H225ZM25 119L28 120V123H26L27 121L24 122ZM17 120H19V119H17ZM180 121H183V120H180ZM202 121H200L202 126L200 125V123L198 125L201 126L202 128L208 129L207 127H203ZM205 121H203V122H205ZM220 123H222V125H220ZM208 124H207V126H208ZM180 125L182 126L181 122H180L179 126ZM204 126H206V125H204ZM243 126H241V127H243ZM213 127H212V130H213ZM215 127H214V129H215ZM108 128H107L106 132H107V137L109 136L108 138L110 139L109 144H111L110 145L111 149H112L111 151L116 152L121 157L122 152L120 149L121 147H120L119 141L116 137L117 133L115 132L116 133L115 134L113 130H110L111 127L109 129ZM194 128L191 129L190 132L193 131ZM210 128H211V126H210ZM5 129L7 130L6 132H5ZM260 129H261V131H260ZM89 130H88V132L86 131L88 133V134L86 133L88 136L91 135L92 137H95L97 135V131H95L94 128L91 131H89ZM251 130H253V131H251ZM248 131H251V132H248ZM89 132H91V134ZM212 132H214V131H212ZM191 133H194V132H191ZM43 134L46 136H44ZM6 135H8V136L6 137ZM213 135L215 138L217 137V136H215V133H213ZM218 135H219V133H218ZM8 137L11 140H13L14 145L5 149L3 147V143L5 142V139ZM212 137L213 136H211V139H212ZM217 138L215 140H211V141L213 142V144H215L214 146L216 148L219 147V149H220L221 145L219 146L220 143H217V142H219V140L217 141ZM94 140H95V138H94ZM241 140H243V138ZM207 141H208V139H207ZM209 143L212 144L211 142H209ZM210 144L208 145L209 147H211ZM213 144L211 147L212 149H214ZM248 147L249 146H247V148ZM20 148H23L25 150V155L30 154V156H31V158H29V155L26 156L25 160L22 159L24 161L21 160L22 161L21 163L18 161V160H20L19 159L20 157L18 156L19 155L18 150ZM221 148H223L222 151L220 150L221 154H222V152L225 153V151H227V150H225V148L227 149L228 147L227 146L223 147V145H222ZM247 148H246V150H248V151L246 153H247V155H250L252 153L250 151V150H252L251 149L252 146L250 145V148L249 149H247ZM208 149H210V148H208ZM219 149H215V152L218 153L217 150L219 151ZM5 150H6V152H5ZM168 152H169L168 154H170V155H171V153H173L170 151H168ZM215 152H213V153H215ZM226 153H228V151ZM246 153H243V156H244V154L246 156ZM218 154L220 155V153H218ZM229 156L230 155H228V157L227 156H225V157L230 158ZM222 157H224L223 154H222ZM222 157H220V158H221L222 163H223L225 159L223 158L224 159L223 160ZM225 161L227 162L228 159H226ZM228 163H230V162H228ZM34 164H38L41 167V169L48 172V174H49L48 179L45 180L43 178V176L40 175V172L39 173L35 172V169H34L35 165ZM188 164H190V163H188ZM195 164L197 165L196 167L199 166L197 163H195ZM190 165H189V167L191 169L192 166H190ZM226 165H228V164H226ZM101 166L104 167V164H102ZM196 167L194 166L192 168L194 171L192 170L191 171L192 174H189L190 179H191V175H192V181L191 182H193V181L194 182L190 185L188 184L189 187H188L187 183L180 184L182 186L187 185V189H185L186 186L182 187V186L178 185L182 194L183 195H189V194H187V191H188V193H190V192H193L194 194L197 193L196 194L197 196L198 195L202 196V197L198 196V199L201 198V199H199L200 205L203 207L206 206L207 203H205V201H203V199H204L203 197L206 194V192H208V190L206 189V188H208V186H207L208 184H205L204 180H207V179H204V178L211 177V180L213 179L214 181H216V183H218L219 186L223 185L222 186L223 189L225 187L226 190L228 189L227 191H230L229 192V193H231L230 198H233L232 194H233V196L235 194L236 198H238V200H236L237 202L240 200V203H242L241 200L242 201L244 200L243 202H245L246 205L251 204L248 206L249 209H250V206L252 207V205L254 203V205H255L254 209L252 207V209H253L252 211L253 212L255 211L253 213L254 217L253 216H250V217L245 216L248 214L253 215L250 212L251 211L250 210L249 211L250 213L243 214L245 216L246 223H245V221L240 222L241 227L243 226V227L247 228V229L243 228L244 230L241 229V232L243 230V234H244L245 232L247 233V230H248V232L250 231V233H248L249 235H247V234H244V235H247V237L249 236V238L250 237L252 238V236H254V234H256V233L253 231L251 232V230L255 229V228H254V224L249 223V221L251 220L250 222H252V219L255 218L256 214H257L256 216H259L260 212L258 213V211L262 210L261 208H264V185H262L259 188L253 187V186L250 187V185L252 184V182L250 181L251 179H249L251 177V174H250V176L247 173L244 174V179L241 180L243 178V173H241L242 175H239L242 177L233 178L232 177L234 175L233 173L227 172L225 175V173L222 172V169L220 171L217 167L209 169V173H208V170L206 171L208 174H205V175H209L208 177H202V175L204 173L201 175V173H199L200 171L199 172L195 171ZM204 167H206V166H204ZM261 167H264V166H261ZM196 170H198V169H196ZM205 170H206V168H205ZM205 170H203V171H205ZM262 171H264V168H262ZM172 172L175 175L181 174L179 172H178L179 174L175 173V171H172ZM196 172H198L199 174H197ZM161 173H163V175L161 177L165 178L166 177V176L164 177L165 171L161 170ZM5 176H7V177H5ZM175 177H177V176H175ZM208 179L210 180V178H208ZM234 179H238V182H236V180H234ZM260 179L262 180V176L260 177ZM144 181L145 180H143V183H145ZM262 182H264V181H262ZM214 183H211V186H213L212 187L213 189L210 186L213 193H214V190L216 189V188H214L216 186V185H214ZM45 185H50L51 187L57 185V186L63 188L64 193H65L64 195L66 196L65 200H69L70 197H73L75 199V204L78 203L79 208L77 209V213L72 214L71 213L72 212L71 207H69L68 210H62V211L55 210L53 208L52 204L48 200L45 201V198L43 196V191L45 190V187H44ZM112 189H114V187H112ZM183 189H185V190H183ZM223 189H220V191L223 192ZM215 191L217 192V194L213 195V196H217L218 193L220 192L219 190L218 191L215 190ZM219 194H221V193H219ZM222 194L225 195L224 192ZM230 195L228 194V196H230ZM15 197H17V198H15ZM219 197L220 198H218V196H217L218 201L220 199V201H221L220 203L222 205V203H224L226 200L225 199L226 195L225 196L219 195ZM221 198L225 199V200H223L224 202H222ZM227 199L228 200H226V201L230 202L229 198H227ZM245 199H247L248 201H246ZM233 202H235V200ZM163 203L164 204L166 203V206L164 205L165 206L164 209L172 212V215L170 214V218L173 216L172 217L173 219L172 218L170 219V223H172V221H173V224H174V225H172L173 229L175 228V232L177 235L181 234L182 229H185V228H183V225L181 223H185L184 220H186L187 217L184 215L185 219L184 220L180 219V215L182 213L181 214L177 213L179 216L177 215V217H176V215H175L176 213L175 212L173 213L174 207H173L172 203L168 204L167 202H165L164 197H163ZM167 205H169V206H167ZM217 205H213V207L214 206L217 207ZM228 205H230V204H228ZM223 206L224 205H222V207ZM167 207H170V208L173 207L172 208L173 211H172V209L170 210V208H167ZM210 207H212V206H210ZM227 207L228 206H226V208ZM230 208L229 207L227 208V209H229L228 210L229 214H231L235 211V210H232L233 212H231ZM255 208H257V209H255ZM210 209L211 210H209V211L213 212V214H214L213 216H216V215L218 216V214H215V212H214L216 210L218 211V209L215 208L216 210H214V211H212L214 208L213 209L210 208ZM231 209H235V208L232 207ZM185 210H188V209H185ZM194 210L195 209H193L192 211H194ZM139 211H140V201L137 200L135 202V206L128 207L126 212L131 217L136 218ZM196 211L198 212V210H196ZM196 211L194 212V214L196 213V216H197L200 211L198 213ZM225 211H227V210L225 209ZM262 211H264V210H262ZM68 213H70V215ZM240 216H242V215H240ZM181 217H183V215H181ZM216 217H215L216 221L213 219V222L215 221L217 224L218 222H221V221L220 220L218 221L219 217H217V218ZM242 219H244V218H241V220ZM256 221L254 220L255 223H257ZM254 222H252V223H254ZM262 222H264V221H261V223ZM243 223H244V225H243ZM247 223L249 226L246 225ZM250 224L253 227L250 226ZM185 225H186V223L184 224V226ZM188 225H186V226H188ZM220 225H221V223H220ZM187 228L191 230L190 225ZM259 231L261 232L262 229H260ZM113 232H114L116 238L118 236H119L118 239L122 238V240L121 239L118 240L119 245L116 246V248L111 246L109 244V241L105 238L107 233H113ZM262 232H264V231H262ZM147 233H149V232H147ZM243 234L241 233V235H243ZM260 235H261V233H260ZM262 235H264V234H262ZM178 236H180V235H178ZM257 236H258V239H262V238H259L260 237L259 235H257ZM241 237H244V236H241ZM252 239H254V237ZM262 240H264V239H262ZM262 240L260 243L262 245V249H264V243H262ZM73 241H75V243H77V244H75V246L78 245V242L82 244V245L80 244V246H78L79 247L78 251L72 252L73 247H74L73 250H75L77 248V246L75 248ZM11 242H12V247L17 249L19 259L18 258L16 259L15 254H13V253L11 254V252H10L11 249L9 247V245H10L9 243H11ZM259 247L261 248L260 245H259ZM151 249L153 250V248H151ZM58 250H61V252L59 251L61 256L58 255V252H56ZM216 250L217 249H213L212 252L216 253L217 252ZM259 250H261V249H259ZM261 251H264V250H261ZM74 252H75V255H73ZM160 253L158 252V254H157L155 252L154 254L159 255V257H160V255L163 257L165 255V258H166L165 253H163V252H160ZM89 258L90 257L88 256V259ZM155 258L156 257L154 256V259ZM257 259H259V258H257ZM257 259H255L253 257V259L251 260L252 262H250V264H255L257 262H258L257 264H260L261 262H259V260H257ZM164 260H165L164 262H166V263L163 262V264L172 263L171 260H169L168 258H166ZM253 261L254 262L256 261V262L254 263ZM157 264H159V263H157ZM160 264H162V263H160ZM262 264H264V262H262Z\"/></svg>",
	"mask_w": 264,
	"mask_h": 264
}]
</instances>
